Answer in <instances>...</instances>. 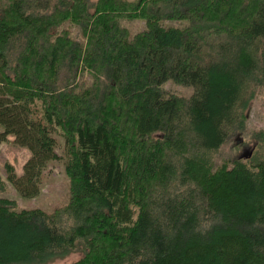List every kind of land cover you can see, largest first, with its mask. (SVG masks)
Returning a JSON list of instances; mask_svg holds the SVG:
<instances>
[{"label": "trees", "instance_id": "16d2710c", "mask_svg": "<svg viewBox=\"0 0 264 264\" xmlns=\"http://www.w3.org/2000/svg\"><path fill=\"white\" fill-rule=\"evenodd\" d=\"M0 84V143L30 154L7 182L69 181L51 212L0 196V264H264V131L220 157L264 93V0H0Z\"/></svg>", "mask_w": 264, "mask_h": 264}, {"label": "rangeland", "instance_id": "374dc122", "mask_svg": "<svg viewBox=\"0 0 264 264\" xmlns=\"http://www.w3.org/2000/svg\"><path fill=\"white\" fill-rule=\"evenodd\" d=\"M94 1V0H93ZM124 27L131 30L132 33H137L143 30V21H125L122 23ZM92 79L88 80L90 84ZM163 87L171 93L190 97L193 94V87L174 84L172 81L164 83ZM249 122L248 132L242 137L238 135L232 137V139L225 144L220 151V157L233 155L239 157L244 153L245 148L237 149L235 142L238 138L246 144V148L254 147L257 144L252 138L249 137V133L255 131H264V93L257 96L252 102L250 109L248 110ZM1 129V128H0ZM1 131V130H0ZM61 141V145H62ZM248 143V144H247ZM247 149V150H249ZM29 152L26 149L17 148L9 142L0 143V174L4 182L6 183V190L0 193L1 197L9 198L16 201V209H41L46 212H51L57 208H61L67 205L69 200V181L64 174L63 167L56 163L51 165L44 173L43 188L41 194L36 198H21L16 193L12 185L6 180V168L5 166L11 164L16 169V172H20L23 164L29 157ZM82 252H75L70 254L64 259H58L49 264H71L82 258Z\"/></svg>", "mask_w": 264, "mask_h": 264}, {"label": "bare ground", "instance_id": "6f19581e", "mask_svg": "<svg viewBox=\"0 0 264 264\" xmlns=\"http://www.w3.org/2000/svg\"><path fill=\"white\" fill-rule=\"evenodd\" d=\"M143 1H144V0H143ZM119 2H120V1H119ZM143 5H144V4H143ZM135 6H136V5H135ZM136 7H137V6H136ZM137 8H138V7H137ZM142 8H143V7H142ZM95 9H96V8H95ZM134 9H135V8H134ZM132 11H133V10H132ZM143 11H144V10H143ZM143 11H142V12H143ZM136 13H137V12H136ZM143 13H144V12H143ZM140 14L142 15V13H140ZM203 15H204V14H203ZM155 16H156V15H155ZM205 16H206V15H205ZM194 17H195V16H194ZM146 18H147V17H146ZM206 18H207V17H206ZM198 19H199V18H198ZM199 20H200L202 23H206V22H207V21H206V22L202 21L203 19L201 20V18H200ZM209 22H212V21L209 20ZM209 22H208V23H209ZM212 24H213V23H212ZM194 25H196V24H194ZM201 25H202V24H201ZM216 26H217V25H216ZM192 28H193V27H192ZM195 28H196V27H195ZM197 29H198V28H197ZM207 29H208V28H207ZM207 31H208V30H207ZM197 32H198V31H197ZM217 32H218V31H217ZM208 33H209V31H208ZM197 34H198V33H197ZM213 35H214V34H213ZM205 37H206V34H205ZM208 39H209V38H208ZM51 47H52V46H51ZM13 61H14V60H13ZM71 61H72V60H71ZM15 63H16V62H15ZM14 65H15V64H14ZM75 75H76V74H75ZM18 83H19V82H18ZM0 85H1V84H0ZM2 85H3V84H2ZM18 85H19V84H18ZM69 87H70V86H69ZM55 90H56V88H55ZM60 90H61V89H60ZM115 92H116V91H115ZM112 97H113V96H112ZM64 99H65V98H64ZM66 99H67V98H66ZM109 99H110V98H109ZM115 99H116V98H115ZM50 100H51V99H50ZM66 101H67V100H66ZM113 101H114V100H113ZM43 104H44V103H43ZM67 109H68V108H67ZM126 113H127V112H126ZM119 114H120V113H119ZM67 122H68V121H67ZM57 130H58V129H57ZM65 131H66V130H65ZM247 144H248V143H247ZM245 145H246V144H245ZM237 148H239V147H237ZM61 157H62V156H61ZM85 239H86V238H85ZM87 239H88V238H87ZM87 244H88V243H87ZM74 245H75V244H74ZM63 250H64V249H63ZM66 250H67V249H66ZM77 250H78V249H77ZM78 251H80V250H78ZM85 251H86V250H85ZM62 252H63V251H62ZM75 252H76V251H75ZM68 254H69V253H68Z\"/></svg>", "mask_w": 264, "mask_h": 264}]
</instances>
